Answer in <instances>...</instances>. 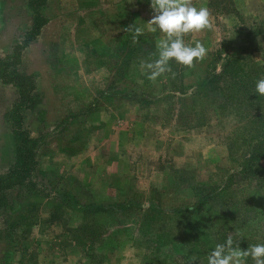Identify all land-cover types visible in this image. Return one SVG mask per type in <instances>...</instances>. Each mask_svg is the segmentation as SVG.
<instances>
[{
  "label": "rangeland",
  "instance_id": "1",
  "mask_svg": "<svg viewBox=\"0 0 264 264\" xmlns=\"http://www.w3.org/2000/svg\"><path fill=\"white\" fill-rule=\"evenodd\" d=\"M27 1L0 0V59L31 26ZM192 2L209 9L212 28L184 40L200 41L205 59L193 68L170 61L175 77L151 82L141 65L158 58L163 34L145 29L134 43L126 30L152 18L150 0H47L48 23L21 67L42 98L23 114L29 136L42 142L37 178L0 217V264H207L205 244L198 253V184L220 188L237 169L234 140L256 109L264 118V99L239 112L219 109V95L204 89L208 65L255 32L248 60L264 72V0ZM98 72L104 77H91ZM104 84L107 96L86 109ZM16 99L0 83V174L14 160L5 115ZM252 190L239 183L212 203L217 244L229 236L242 250L264 243V189L246 208Z\"/></svg>",
  "mask_w": 264,
  "mask_h": 264
},
{
  "label": "trees",
  "instance_id": "2",
  "mask_svg": "<svg viewBox=\"0 0 264 264\" xmlns=\"http://www.w3.org/2000/svg\"><path fill=\"white\" fill-rule=\"evenodd\" d=\"M46 3L47 0L27 1L31 26L14 43L11 53L0 59V83L11 86L17 94L15 103L5 115V122L14 139V160L7 171L0 174V217L10 207L13 193L29 186L33 188L37 178L36 154L42 142L40 138L34 139L29 136L24 128L23 114L26 111L35 110L42 103V98L37 92L34 77L21 72V67L24 51L38 38L42 28L48 23L42 15V9ZM253 35L256 33L245 34V40L239 47L225 54L217 51L212 56L204 89L219 95L221 99L219 109L230 107L238 111L236 107L247 104V106L259 105L258 102L264 99V96L255 92L256 82L263 77L264 72L260 70L261 68L258 69L259 67L254 68L257 64L248 60L253 43L250 37ZM217 66H220L219 72ZM255 112L256 115L252 116L251 127L234 140L236 146L234 156L239 155L240 157L234 174L227 175L220 188L219 186L205 188L204 184H198V194H195V197H198L196 207L198 253L202 244L206 245L209 252L217 244L212 230V221L215 222L213 216H216L212 203L218 201L222 192L239 183L253 186L257 190L248 192L247 197L243 199L247 208L253 199L257 202L260 191L264 189V118L258 115L257 109ZM250 195L251 201L248 198ZM246 213L250 214L248 210ZM219 214L225 220L230 219L229 216H224L225 214ZM226 239H224L225 242Z\"/></svg>",
  "mask_w": 264,
  "mask_h": 264
},
{
  "label": "clouds",
  "instance_id": "3",
  "mask_svg": "<svg viewBox=\"0 0 264 264\" xmlns=\"http://www.w3.org/2000/svg\"><path fill=\"white\" fill-rule=\"evenodd\" d=\"M150 7L153 16L143 27L130 25L126 29L132 31L134 43L145 29L163 34L156 42L158 58L141 65L149 81L155 82L166 72H172L170 61L193 68L196 61L205 59V46L198 40L193 41L194 46L186 44L184 37L212 28L211 13L207 7L197 8L192 0H150ZM175 75L172 72L173 78ZM255 92L264 96V77L256 82ZM248 258L253 264H264V243L252 244L242 250L238 244L233 247V239L229 236L224 244L215 245L207 257V264H247ZM188 264H196L195 258L190 257Z\"/></svg>",
  "mask_w": 264,
  "mask_h": 264
},
{
  "label": "crops",
  "instance_id": "4",
  "mask_svg": "<svg viewBox=\"0 0 264 264\" xmlns=\"http://www.w3.org/2000/svg\"><path fill=\"white\" fill-rule=\"evenodd\" d=\"M47 25V24H46ZM45 25V26H46ZM44 26V27H45ZM43 27V28H44ZM42 28V29H43ZM91 77L93 78H103L104 77V74H102L101 72H98V75L96 76V75H94V74H91ZM35 79V78H34ZM35 82H36V87H37V81L35 80ZM105 84H104V86H103V88H100L101 90H98V91H94V92H92L91 90V92H90V95H92L91 97H92V100H91V98L89 99L90 100V102L89 103H87L86 101H83V103L85 104L86 103V105H87V107H85L86 109L87 108H90V106L92 105V103H93V101H94V97L96 96V95H101V96H103V98L105 97V96H107V92L104 90L105 89ZM116 89H118V91L120 90H122L123 88H116ZM37 91H38V89H37ZM129 93H131L132 95L134 94V92H132V91H130ZM138 93V92H137ZM172 94H177V93H172ZM134 96V95H133ZM87 97H90V96H88L87 95ZM75 101L76 100H78L79 99V96H77V95H75ZM109 100V99H108ZM84 106V105H83ZM79 108H83L82 106H79ZM99 108V107H98Z\"/></svg>",
  "mask_w": 264,
  "mask_h": 264
}]
</instances>
